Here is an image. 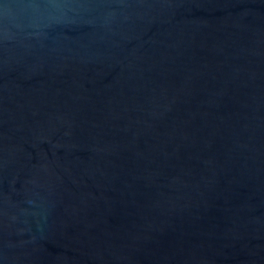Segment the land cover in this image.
<instances>
[{
	"label": "water",
	"instance_id": "obj_1",
	"mask_svg": "<svg viewBox=\"0 0 264 264\" xmlns=\"http://www.w3.org/2000/svg\"><path fill=\"white\" fill-rule=\"evenodd\" d=\"M0 264H264V0H0Z\"/></svg>",
	"mask_w": 264,
	"mask_h": 264
}]
</instances>
